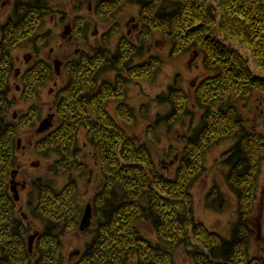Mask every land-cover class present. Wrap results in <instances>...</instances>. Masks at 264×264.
Listing matches in <instances>:
<instances>
[{
	"label": "trees",
	"instance_id": "trees-1",
	"mask_svg": "<svg viewBox=\"0 0 264 264\" xmlns=\"http://www.w3.org/2000/svg\"><path fill=\"white\" fill-rule=\"evenodd\" d=\"M48 2L18 0L12 16L4 24L0 20V264H69L63 256L64 239L81 230L87 208L79 202L75 180L58 190L42 177L33 179L28 186L38 191L33 216L43 231L30 236L29 216L22 207L17 210L11 188L18 141L27 130H36L43 112L37 105L38 88L53 76L48 62H36L19 78L18 96V89L12 88L18 73L12 53L27 42L36 52L45 44L46 36L39 32L50 15ZM130 3L141 7L142 28L136 39L121 38L115 54L103 40L99 49L82 51L68 63L69 84L56 95L60 123L36 143L40 154L59 156L54 171L61 175L73 169L86 175L78 141L82 131L96 152L103 188L89 203L93 218L84 233L92 241L71 264H175L180 252L194 264H264V256L253 251L264 133L248 126L237 106L257 94L264 99V0H102L96 12L106 22ZM156 36L172 43L171 56L192 50L212 72L194 90V106L201 108L202 116L198 127L182 137L177 171L170 178L158 171L151 150L124 129L134 122L132 109L120 104L117 119L106 109L108 102L125 98L130 84L154 80L161 64L157 58L136 60ZM104 70L114 71L116 77L99 85ZM191 99L177 85L157 101L171 107L172 123L190 113ZM22 102L29 106L15 118L13 111ZM153 129L148 130L149 138L155 135ZM230 138L236 142L223 158L238 212L226 237L198 220L190 189L205 171L206 153ZM217 195L214 189L208 201L214 205ZM147 228L155 241L145 236Z\"/></svg>",
	"mask_w": 264,
	"mask_h": 264
},
{
	"label": "rangeland",
	"instance_id": "rangeland-1",
	"mask_svg": "<svg viewBox=\"0 0 264 264\" xmlns=\"http://www.w3.org/2000/svg\"><path fill=\"white\" fill-rule=\"evenodd\" d=\"M17 1L0 0V20L2 24L7 19L5 14L14 13ZM100 1L102 0H49L47 5L49 10L62 11L65 14L63 15L65 17L64 22L60 19L61 15L49 16L44 28L39 32L41 36H46V42L43 46H40V51H34L31 42H27L17 46L12 53L14 69L15 71L20 69V75L25 74L29 67L34 66L39 61L48 62L53 68L51 80L38 88L40 94L37 105L43 111L44 118L48 114L56 113V95L59 89L68 84L70 80L69 76L65 75L64 72L55 74L54 61L59 60L65 65L64 62L77 59L82 51L89 52L92 48L99 49L103 45V40L109 42L108 48L115 54L119 48L121 38L128 37L130 40H135L137 34L140 33L142 28L140 5L135 3L127 4L123 6V9L116 12L113 18L103 22L96 16L94 11L93 13L87 9L89 4L95 7ZM73 8L74 10L76 9L73 12L75 14L71 13ZM77 17H79V24H82L81 22L89 23L84 33L85 38H77L71 34L73 33L71 30L67 32L65 41H62L59 34H62L71 23H74ZM54 21L59 22V28ZM1 36L0 33V42L2 40ZM68 39H71L72 43H70V40L67 42ZM146 48V54L143 58L137 59L136 63H143V61L155 56L161 64L155 72L154 80L130 84L125 98L108 102L106 109L116 119L117 107L120 104L126 103L132 109L134 122L131 125L122 124L124 129L140 145H145L151 150L152 159L158 171L170 178L177 171L176 168L179 163L181 148L183 147L182 137L185 134H189L192 128L198 127L202 116L201 108L194 106V90L199 85V82L211 75L212 72L206 69L202 57L199 54L196 55L192 50L171 56L172 43L165 37L156 36ZM29 53H32L33 57L31 61L29 60V65H27L24 57ZM60 70H64V67L61 66ZM115 74L112 70H104L100 74L98 84L101 85L106 81L113 82L116 77ZM12 85L14 91L15 88H19L17 93L18 96H21L22 81L15 76ZM177 85L190 95L193 102L189 114L171 123L172 120L168 118L171 107L168 104L166 106L158 102L157 99L166 94L171 87ZM28 106L29 104L17 106L13 113L23 114ZM237 106L245 123L253 127L254 130L264 133V99L257 94L249 100H242ZM54 122V128L58 127L60 121L56 118ZM152 127L155 128L153 129L155 135L153 138H149L148 130ZM44 136L42 133H36V131L27 130V132L23 133L22 146L17 155L18 166H22V175H19L21 181L29 184L33 179L42 177L49 186L62 190L71 180H75L78 186L77 196L80 204L84 209L85 205L93 204L95 194L103 188V180L98 165L95 163L96 152L92 151L88 146L85 132L82 131L78 136V141L83 150L82 162L87 165L86 175L84 176L80 175L78 169H73L72 172L62 175L55 172L54 163L59 159V156L53 153H50V156H46L37 151L36 143ZM235 142V138H230L212 146L205 155V171L190 189L194 202V211L198 220L204 223L209 230L221 233L226 237L231 234L230 230L236 220L238 211L237 200L230 189L227 179L230 168L224 162L223 155L234 147ZM32 164H37L38 167ZM258 178V203L254 213L257 220V226L254 231L257 232L258 236L253 241V251L257 253V256H264V162L260 165ZM214 189L219 195L215 196L216 202L213 205L212 202L208 201V196ZM37 192V189L28 187V190L21 192L19 196L20 204L16 202L18 204L17 210L22 207L21 210L29 216L27 220L32 228L30 236L40 235L43 231L42 223L33 216V206L34 204L37 205L38 202ZM143 230L145 236L149 237L150 240H156L152 230L148 228ZM91 238V236L85 235L81 230L66 237L62 248L65 262L67 261L69 264L74 262L80 255V249L87 242H91ZM36 242L33 246L34 251L36 250ZM175 264H194V261L180 252L176 255Z\"/></svg>",
	"mask_w": 264,
	"mask_h": 264
},
{
	"label": "flooded vegetation",
	"instance_id": "flooded-vegetation-1",
	"mask_svg": "<svg viewBox=\"0 0 264 264\" xmlns=\"http://www.w3.org/2000/svg\"><path fill=\"white\" fill-rule=\"evenodd\" d=\"M96 7L97 6H93L92 4H89V6H87V9L90 11V12H95V14H96V16L97 17H99V15H98V13L96 12ZM121 9H123V8H121ZM46 10H49V7H46ZM76 10V9H75ZM74 8L73 9H71V13H73L74 11ZM78 10V9H77ZM93 12V13H94ZM73 14H75V13H73ZM52 15H61L62 17L60 18V19H62L63 20V22H64V19H65V17L63 16V15H65L62 11H54V10H50V15L49 16H52ZM5 16L7 17V19H6V21L12 16V14H5ZM48 16V17H49ZM47 17V18H48ZM58 19V18H57ZM84 19V18H83ZM47 20V19H46ZM5 21V22H6ZM78 21H79V17H77V18H75V20H74V23H71V25L70 26H67V28H65V31L62 33V34H59L60 35V37H61V39H62V41L64 40L65 41V39H66V37H67V32L68 31H73V33H71V34H73L74 36H76L77 38H79L80 37V34H81V36L83 37L82 39H84L85 38V30H86V28L88 27V25H89V23H86V22H81L82 24H79L78 23ZM102 21V20H101ZM4 22V23H5ZM46 22V21H45ZM55 22V21H54ZM62 22V23H63ZM3 23V24H4ZM55 24H57L58 26V28L60 27V24H59V22H55ZM63 26V25H62ZM71 29H70V28ZM83 29V31L82 30H80V29ZM77 32H80L79 34L77 33ZM1 33V35H2V32H0ZM69 40H70V43H72V40L71 39H68L67 40V42H69ZM69 62H71V60H68L66 63L64 62V64L65 65H63V62H60L59 60H57V61H54V63H53V67L56 69V73L55 74H61V73H65V75H68L69 76V74L66 72V69H67V65H68V63ZM29 63L30 62H28V61H26V64L27 65H29ZM51 66V65H50ZM61 66H63L64 67V70H60V68H61ZM52 68V67H51ZM19 73H21V70L19 71ZM19 78H21V75H19ZM70 81V80H69ZM68 84H69V82H68ZM67 85V84H66ZM62 88V87H61ZM18 90H19V88H18ZM38 101V100H37ZM38 103V102H37ZM22 104H24L25 106H26V104L25 103H23L22 102ZM22 104H20L19 106H21ZM56 105H57V102H56ZM23 114H25V113H23ZM56 113H54V114H48V116H46L45 118H44V115H43V112H42V116H41V118L38 120V125H37V128H36V133H42V135H48L49 134V132L50 131H52V130H54L55 128V119L57 118L56 117ZM19 116H21V114H19V113H15V118L16 117H19ZM43 123H46V125H47V127H48V129L46 130V131H40V128H41V126H42V124ZM18 151H19V149H18ZM25 165V164H24ZM18 166V165H17ZM21 167L22 166H18V168H20V170H18V173H17V175H13L15 178H14V181H13V184L15 185V188L17 189V191H18V193H19V196H20V194H21V192H26L27 190H28V186H29V184L27 183V182H23V181H21V178L19 177V175H22V173H21ZM38 167V166H37ZM20 178V179H19ZM22 182V183H21Z\"/></svg>",
	"mask_w": 264,
	"mask_h": 264
},
{
	"label": "water",
	"instance_id": "water-1",
	"mask_svg": "<svg viewBox=\"0 0 264 264\" xmlns=\"http://www.w3.org/2000/svg\"><path fill=\"white\" fill-rule=\"evenodd\" d=\"M47 129H48V127H47L46 123H43L41 128H40V131H46ZM13 178H15V177H13ZM13 190H14V192L16 194L15 199L17 201H19L18 195H17L18 194L17 190L16 189H13ZM86 207L87 208L85 210V214L83 216V220H82L81 226H80V229H81L82 232H85L90 227L91 221H92V218H93L92 217V207L90 205H88Z\"/></svg>",
	"mask_w": 264,
	"mask_h": 264
}]
</instances>
